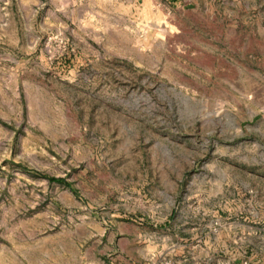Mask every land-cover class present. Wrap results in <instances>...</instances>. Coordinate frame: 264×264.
Listing matches in <instances>:
<instances>
[{"label":"rangeland","instance_id":"rangeland-1","mask_svg":"<svg viewBox=\"0 0 264 264\" xmlns=\"http://www.w3.org/2000/svg\"><path fill=\"white\" fill-rule=\"evenodd\" d=\"M103 1L0 0V264H264L263 22Z\"/></svg>","mask_w":264,"mask_h":264},{"label":"crops","instance_id":"crops-1","mask_svg":"<svg viewBox=\"0 0 264 264\" xmlns=\"http://www.w3.org/2000/svg\"><path fill=\"white\" fill-rule=\"evenodd\" d=\"M149 1L154 2L157 6H162L167 13L171 12L175 16V19H181L182 14H195L196 21L207 23L208 17L213 18L216 14H221L222 18L219 19L220 22L225 20V16L228 21L231 20L233 24H238L239 16L242 13H252L257 14L254 20H259L264 26V0H104L103 5L105 8H109V11L115 7L124 11H133L136 7H142ZM176 21V20H175ZM184 22H187L184 20ZM184 26L180 28L183 29ZM192 26L188 24V28ZM183 35V34H182ZM178 37V36H177ZM225 39L228 43L232 45H238V42H234V37L232 35H225ZM264 48V37L259 36L258 43ZM264 51V49H263ZM261 57V55H259ZM264 57V54H262ZM263 61V58H260ZM264 90V85H257L255 92H262ZM257 104H264V101H256ZM114 227L111 232H109V242H112L115 235H118V243L116 244L117 249L120 254L126 252L129 247V243L134 241L135 232H137V226L124 222L113 220ZM132 235V236H131ZM123 263L122 261H118Z\"/></svg>","mask_w":264,"mask_h":264},{"label":"trees","instance_id":"trees-1","mask_svg":"<svg viewBox=\"0 0 264 264\" xmlns=\"http://www.w3.org/2000/svg\"><path fill=\"white\" fill-rule=\"evenodd\" d=\"M49 182H56L65 185L66 187H69L68 184H65L64 180L59 178V179H54V178H48Z\"/></svg>","mask_w":264,"mask_h":264}]
</instances>
